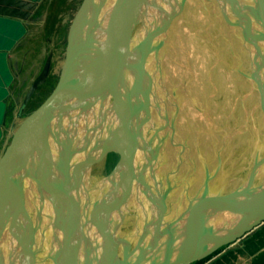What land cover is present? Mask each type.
I'll return each instance as SVG.
<instances>
[{
    "label": "water",
    "instance_id": "95a60500",
    "mask_svg": "<svg viewBox=\"0 0 264 264\" xmlns=\"http://www.w3.org/2000/svg\"><path fill=\"white\" fill-rule=\"evenodd\" d=\"M154 3L155 0H81L62 43L64 58L55 86L44 100L24 117L22 114L29 98L19 108L16 116L20 121L11 126V140L0 154V233L6 226L13 228L14 231H10V234L17 239L19 255L28 259H19V264H191L206 259L223 247L240 240L264 222V80L257 72L260 68L256 66L255 44L248 42L245 34L240 40L242 44L249 46L250 43L252 46L249 56L254 66L248 65L244 74L249 84L248 92L256 100L261 132L257 144L252 145L250 151L253 161L249 172L235 190L215 196L203 194L175 219L169 220L166 219L162 204L165 195H155L151 201L157 210L156 215L149 217V220L148 217L143 219L146 221L138 229V237L134 241L118 237L117 249L113 247L112 241L121 231L122 223H119L118 218L127 214L122 213V210L118 213L121 215L117 217L111 213L112 208H109L103 221H97L93 213L86 221L82 220L78 224L80 217L70 220L58 215L54 219L55 222H52L53 229L49 237L44 234L46 229L40 228L42 226L38 227L37 223L32 226V219H28L27 228L24 219H21L24 223L20 221L21 215L24 216L20 202L25 182L37 187L35 177L33 178L34 166H42L45 152L51 155L54 150L58 157L54 147H47V141L52 140L54 145L59 143L61 147L59 137L68 134V130L62 132L60 129L61 115L68 117L69 112L82 100L109 83L105 80L109 74L111 76L114 73L112 80L117 70H121V63L129 57L125 58V53L118 59L108 57L112 47L117 49V45L122 44L126 48L133 43L131 55L135 50L139 51L142 44L147 43L153 36L145 34L143 39L134 43L133 36L125 38L122 35V38H125L122 39L121 33L125 30L127 34L132 30L143 10H150ZM128 23L129 26H126ZM110 40L111 50L106 54V49L102 47L109 44ZM126 49L129 51V48ZM261 58L264 59V56L261 55ZM50 70L49 60L40 76L42 82L48 77ZM44 83L38 84L36 90H40ZM109 153L119 156L117 165L108 176L111 177L116 173L118 166L123 165L124 160L120 150L111 145L103 151L101 158H105ZM62 154H66L65 150ZM58 159L51 162L55 169L58 168ZM207 185L206 177L204 188H207ZM62 186L61 179V182L58 181V189L61 190ZM56 196H59L58 193ZM59 201L67 202L66 199L55 197L53 205L59 204ZM122 203L125 202L122 200ZM12 206L14 211L9 221ZM220 212L223 215L220 216ZM207 214H211L212 219L208 220L210 215ZM21 228H26L28 232L20 234ZM38 229L39 235L36 234ZM27 233L31 246L24 242L23 235Z\"/></svg>",
    "mask_w": 264,
    "mask_h": 264
},
{
    "label": "rangeland",
    "instance_id": "374dc122",
    "mask_svg": "<svg viewBox=\"0 0 264 264\" xmlns=\"http://www.w3.org/2000/svg\"><path fill=\"white\" fill-rule=\"evenodd\" d=\"M183 1L184 2L181 3L180 0H155V10L154 7H150L148 11L147 8H145L142 15L139 16V19L135 21V25H133L132 30H130L131 32L129 31L126 34L124 30L121 33L125 38L127 36H133L135 38L137 34V38L139 35H142L141 39H143L145 34L153 35L148 39L147 43L144 42L141 47L139 46L141 48L139 51L135 50L131 55L130 53L132 50L126 52L125 54H127V56L125 58H129L126 59L123 64L136 68L140 66L139 69H144L145 66L149 67V72L151 74L155 73L159 84L165 81L164 77L166 74L174 75L172 77V82H169V80L165 82L167 87H165L166 92L163 90L158 94V107L160 108V112H157L155 117L156 124L154 134L157 137H163L165 142H170V131L177 130V127H179L178 129H185L182 150L187 152V149H189L193 152V156L184 155V158L182 156L183 161L182 159L178 161L177 156L179 153H174L173 155L176 157L172 162V169L168 171V175H164L160 180L161 189H159V193L156 194L163 195L167 193L165 194L166 202L171 201V205L169 203L167 207L168 211L165 208L167 220L175 219L188 205H190V203L200 199L203 194L205 196L227 194L241 185L252 165L253 157L250 158L252 145L257 144L259 132H261L259 115L256 110V100L253 96L251 97L248 92L249 84L246 78L247 76L245 77L244 74L249 64L246 66L245 63H239L238 55L240 54L238 48L237 50L234 49V54L226 37L220 32V26L229 28L230 25L225 22L221 11L218 10L216 16H218L219 19H214L212 16L214 21H211V23L214 22V32H210L206 35L204 33L205 28L200 26L195 20H192L193 16L186 10L187 7L192 6L188 4L190 0ZM200 1L201 0H195L194 2L197 8H199L195 17H199V19L202 20L204 15L208 13V8L212 5V0H205V2L207 1V8L203 9L199 6ZM238 1L243 4L248 3V0ZM80 2L81 0H52L53 5H55L54 8L49 11L50 14L47 15L42 26L38 24V29L40 31L37 35L39 39L35 43L43 46V40H46L48 47L45 61L50 60L51 68L48 77H45L43 82L40 80V76L44 69L45 61H43L42 56L37 57L32 55L37 48L30 49L29 53H25V57L20 58V60H24V63L19 66V71L15 74L14 101L16 103L11 105L12 112L10 111L8 113L6 126L0 128V154L11 140V126L20 121V118H17L16 115L22 103L27 102L29 98L26 110H24L22 114V117H24L35 108L38 103L44 100L46 95L49 94L55 86L64 58V45L63 47L61 46L62 48L60 51L58 48H55L53 46L55 44L57 45L55 38L59 36L61 38L60 42L63 43L68 25ZM207 15L210 17L209 13ZM189 16H191L192 21L189 20ZM229 18L230 20H234L233 17ZM60 20H64L65 22H62L61 26H58ZM144 21H148L145 25L150 23V29H148L149 26L145 27L147 29L143 27ZM156 21L158 27H154ZM236 26L237 25L231 26L230 28L234 33L236 31L238 34L240 29ZM54 28L60 30L52 32ZM19 29L22 31V28ZM53 33H55V35L48 41L49 35ZM182 34L194 38L195 44H193V42L187 44L188 41L185 40L183 42H177L179 39H183L184 36ZM239 34L241 35L240 32ZM31 37L33 38V36ZM171 45H174V48H170ZM197 45L201 47V51H203V55H205V62H203L201 67L199 66V73L194 68L197 61L196 55H198L197 52H194ZM248 47L253 49L252 46ZM262 49L264 50V47ZM114 55L112 57H114ZM122 55H124V53H121V56ZM169 55L171 59H167L166 62L165 57ZM192 59L194 60V64ZM251 59L252 58H250V64L254 66ZM157 62H159L160 67ZM191 68H193L194 71H192ZM165 71L168 72L165 73ZM262 71L264 70L261 68L257 71L260 77L262 76L261 79L264 78V73ZM159 74L161 77L162 75L164 77H158ZM209 75H211L210 79L208 77ZM257 78L259 79V77ZM41 83H44V85L42 84V86H40L38 92L36 87ZM112 83L113 81H111V86ZM130 89L132 90L127 91L123 89L121 90L122 93L120 91L119 94L115 96V99L111 101L112 104L111 107H109L108 115H111V111L113 115L121 102L123 107L119 109V115L117 117L121 119V112H123L125 116H132V114L136 113L138 108L132 105L133 112H130V106L128 104L132 102L133 98L135 101L138 94L133 90H137L138 88L132 87ZM189 110L191 113H189ZM130 129L131 127L126 128V131H123L122 134L115 137L112 136L109 141H116L119 136L122 137L128 132L130 133ZM89 135H85L86 141L92 143L94 140ZM156 140L159 143V139ZM145 147L146 146L143 147L144 150L146 149ZM140 157L141 155L137 156L136 160L140 159ZM118 160L119 156L117 154L109 153L102 161H99L97 166L91 171V174L97 179L108 178L117 165ZM129 160L130 158L119 175L114 176V178L106 182L105 189L108 195L113 192L115 184L127 168ZM148 177H146V175L144 176L145 180L142 184L144 183V187L149 184L151 187L148 189H154L155 185L153 182L151 183L150 178V181H148ZM206 177L208 179V185L207 188H204V180ZM144 178H142V180ZM144 187L141 186V191L144 190ZM148 189H146L147 192L145 190L140 194L141 198L144 200V204L141 206H146L145 210H142L140 207V201H138L141 199L140 197L137 199L133 198L132 200V196L135 195L136 189L130 193L132 196L126 204L127 214L125 215V220H123L125 223L119 232L121 237L134 241L138 237V229H140L146 221L143 219L148 217L147 220H149V217L151 218L156 215L157 210L155 205L151 203V199L147 197L149 194ZM227 214L229 213H225V215ZM219 215L221 216L223 213L220 212ZM207 216H209L208 220L212 217L211 214H207ZM131 245H133V243H131ZM118 252L120 253V249H118ZM0 264H2V262Z\"/></svg>",
    "mask_w": 264,
    "mask_h": 264
},
{
    "label": "bare ground",
    "instance_id": "6f19581e",
    "mask_svg": "<svg viewBox=\"0 0 264 264\" xmlns=\"http://www.w3.org/2000/svg\"><path fill=\"white\" fill-rule=\"evenodd\" d=\"M180 2L183 3L184 1L180 0ZM194 2L195 0H190V3L188 2V4L189 6L192 5L191 6L192 8L187 7L186 10L191 16H193L192 20H195L197 23H199L200 26L205 28L204 33L206 35H208V33L210 32L211 33L214 32L213 31L214 22L211 23V21H214L212 16L214 17V19L216 18L219 19L218 16H216V13L218 12V10H220L222 16L225 19V22L228 23L230 27L237 25L236 27L240 29L239 32L241 33V35L239 34V32L238 35L237 32L235 31L234 33V31L230 27L229 29L220 26L221 28L220 32H222L223 36L226 37V40L229 42L231 49H233L234 54H235L234 49L237 50L238 48V52L240 54L238 55L239 63L240 64L245 63L246 66L248 64L250 65L251 56H248V54L250 55L252 49L242 44L240 40L245 34V37L247 38L248 42L252 41V43L255 44L254 45L255 53L254 52L253 53L255 54L256 66H259V68L264 70V59L261 58V55L262 57L264 56V50L262 49L264 47V0H248V3L246 4L240 3L238 0H212V5L210 8H208V13L210 17L207 15L208 13H206L202 20H200L199 17L198 18L195 17L196 12L199 10V8H197ZM206 2L205 0H201L199 2V6L201 9L207 8ZM152 7H154L155 10V6ZM228 15L229 17H233L234 20H230ZM191 16H189L190 21H192ZM147 22L144 21L143 27L145 28L149 26L148 29H150L151 28L150 23L145 25ZM157 24L158 23L156 21L154 23V27H158ZM126 26H129V23ZM182 35L184 36L183 39H179L177 42H183L185 40L188 41L187 44L189 42H193V44H195L194 38H191V36L188 35H184V34ZM137 36L138 35L136 34L134 38L135 43L141 39L142 35H139L138 38ZM121 38H122V34H121ZM109 42H110L109 44H106L105 46L102 47V49L103 48L106 49V54L107 53L109 54V51L111 50L110 45H112V42L111 40ZM198 45L196 46V49L194 51L198 53V55H196L197 61L194 68L199 73L200 72L199 66L201 67L203 65V62H205L204 61L205 55H203L204 52L201 51V47ZM122 46H123L122 44L121 46L117 45L116 47L117 49L112 47V50L108 55V57L111 56L112 58V56L115 54L113 58L118 59L119 56H121V53H126V51L128 50L126 48H129V51H131L132 48L134 47L133 43L131 45L129 44L126 48ZM249 46H251L250 43ZM170 48H174V45H171ZM96 56L98 58V55ZM169 57L170 55L168 57H165L166 62L167 59L168 60L171 59ZM157 63L159 64V62ZM193 64H194V60H193ZM125 65L126 64L121 63L120 66L121 70L119 71L117 70L113 79L111 80V77L114 75V73H112L111 76L109 74L105 79L108 80L109 83L104 88L99 87L100 92L99 90L95 91V93L92 96L82 100L78 106H76L75 108H73L71 112H69V114L67 115L68 117H65V114L64 116L63 114L61 115V119L59 122L61 127L60 129L62 130V132L63 130L65 131L68 130L67 132L68 134L65 133L63 137L58 136L59 137L58 141L62 144V146L60 147L59 143L54 145V143L51 142L52 140L47 141V147L48 146L54 147L58 152V157L56 156L54 150L51 151L52 156L45 152L44 157H42V163H43L42 166L40 167L39 165H36L34 166V170H33V178L35 177L34 181L37 184V187H35L34 185L31 186L28 185L29 182L27 183V181L25 182L24 185V191H23L24 194L22 195L20 202L21 204L20 207L23 208L24 210L23 212L24 216L21 215L20 221L23 222V220L21 219H24V222L26 223L25 226L26 228L28 227V222L31 221L32 219L31 222L32 226L33 224L36 223L38 227L42 226L40 228H45L46 230L44 234H46V237H49L51 236V232L53 229L52 222L53 223L55 222L54 219L58 215L61 218H66V219L68 218L70 220H75L76 218L80 217L79 218L80 220L77 221L78 224L82 220L86 221L87 217H89L93 213L97 217L96 219L97 221L98 220L103 221L104 218L107 216V212L109 208H112L111 213L113 215L119 217L121 214L118 213L121 212V208L123 205L125 206L122 208V213L126 214L127 213L126 204L132 196L130 195V193L136 189L135 190L136 193L134 196H132V200L133 198L135 199H137L138 197L141 198L140 194L149 187H151V185L149 184L146 185L145 187H144V183L142 184V182L145 180L144 178L145 175L146 177L149 176L148 181H150L151 179V183L153 182V184L155 185L154 189L152 188L148 189L149 194L147 195V197L148 199L152 200L155 197V195H157L156 193H159V189H161V183H160L161 178L164 175H168V171L172 169V162L176 157L173 154L179 153L177 156L178 161H181L182 156L184 158V155L193 156V152L191 150L187 149V152H184L182 150L183 148L182 145L184 143L183 141L184 135H182V133H184L185 129H178L179 127H177V130L170 131L169 137L171 138L170 141L171 143L168 141L165 142L163 137L162 138L157 137L154 134L155 133L154 128L156 124L155 117L157 112H160L159 111L160 108L158 107L159 106L158 94H160L161 91L163 90L166 92L165 89L167 87L165 85V82L168 80L169 82H172L173 81L172 77L174 75L172 76L166 74L165 77L163 75L161 77V75L159 74L158 77L159 76L161 78L164 77L165 79V81L162 82V84L161 83L159 84L158 79H156L155 73L151 74L149 72L148 70L149 67L145 66L144 69H139L140 66H137L136 68V67H131L129 65L126 66ZM191 69L192 71H194L193 68ZM166 72L168 71H165V73ZM262 72L264 73V71ZM208 77L210 79L211 75H209ZM111 81H113L112 86H111ZM132 87L138 88L137 90H133L136 91V94H138V96L135 98V101L133 100L134 99L133 98L132 102H130V104L128 105L130 106V112H133L132 105L133 106L135 105L136 108H138L136 113L132 114V116H128V115L125 116L123 112H121V119L117 117L119 115L118 114L119 109L123 107L122 106L123 104L121 102L119 103L116 112L112 115V111H111V115H108L109 107H111L112 104L111 101L115 99V96L119 94V92L123 89H126L127 91H131L132 89L130 88ZM189 113H191L190 110ZM56 125H58V122L56 123ZM129 127H131L130 133L128 132L122 137L119 136V138H117L116 141H109L112 136L115 137L122 134V132L126 131V128ZM55 129L57 130V127ZM175 129H176V125H175ZM85 135L87 136L89 135L94 141L92 143L86 141ZM156 139H159V143L157 142ZM69 142L71 144H69ZM109 145H111L112 147H116L120 150V153H122V158L124 160V163L123 165L120 164L118 166L117 171L113 176L108 178H98V179L96 177L94 178L93 175L91 174V171L95 166H97L99 161H102L104 159L101 158V154ZM144 146H146L145 150L143 148ZM64 150L66 154H62ZM139 155H141L140 159L136 160L137 156ZM53 156H55V158ZM57 158H59L58 159L59 164H58V168L55 169L52 163L53 160ZM129 158L130 160L127 165V168L117 180L113 192L110 195H108L105 189L106 182L108 180H111V178H114V176L119 175L121 173L124 165L126 164ZM39 167L43 169V172H41L42 169L40 170ZM52 172L53 175L50 176ZM40 176L42 177L40 178ZM142 178L144 179L142 180ZM61 179L63 180V186L62 189L60 190L58 189V181L61 182ZM48 183L49 185L47 186ZM141 186L144 187L143 191H141ZM57 193L59 195L58 197L56 196ZM165 194L167 193H164V195ZM55 197L62 200L66 199L67 202L59 201L58 202L59 204L53 205V200ZM159 199L161 200L162 197ZM122 200L123 202H125L122 203L123 205L121 204ZM138 201H140L141 209L145 210L146 206L143 207L141 206L142 204H144L143 198L139 199ZM170 202L171 201L166 202V195H165V199L162 200V204L164 206V209L166 208L167 211H168L167 207ZM13 206L11 208V212H9L10 213L9 221L13 216V211H14ZM28 219L30 220L28 221ZM123 220H125V215L122 217L120 216L118 218V221L120 224L122 223V226L125 223L123 222ZM7 224H9V222ZM26 228L23 229L21 228L20 234L25 233L24 231L28 232ZM10 231L13 232L14 231L13 228L11 229L9 226H6L4 230L0 233V263L2 262V264H19V259L22 260L24 259V257L22 258L21 255H19L20 254L19 247H16L17 239H15L16 237L10 234ZM38 233H39V229L36 234L39 235ZM27 235L29 234L27 233L26 235H23L25 236L24 242L27 243L29 246H31L30 241H28L29 238ZM115 237L116 239L113 240L112 242H113V247L117 249V243H119L118 242L119 240L117 238L121 236L119 235V233H117ZM34 240L33 243H35ZM28 250L30 251L31 249ZM24 260L28 261L27 258Z\"/></svg>",
    "mask_w": 264,
    "mask_h": 264
},
{
    "label": "crops",
    "instance_id": "0c3cea01",
    "mask_svg": "<svg viewBox=\"0 0 264 264\" xmlns=\"http://www.w3.org/2000/svg\"><path fill=\"white\" fill-rule=\"evenodd\" d=\"M54 6L52 0H0V128L6 126L8 113L12 112L11 105L16 103L15 74L24 63L20 58L25 57L30 49L37 48L32 55L42 56L45 61L48 47L46 40H43V46L35 42L39 39L38 24L42 26ZM62 22L65 21L60 20L58 26ZM58 30L60 29L54 28L52 32ZM53 35L55 33L49 35L48 41ZM55 41L57 45L53 46L60 51L61 38L56 36ZM194 264H264V222L240 240Z\"/></svg>",
    "mask_w": 264,
    "mask_h": 264
}]
</instances>
